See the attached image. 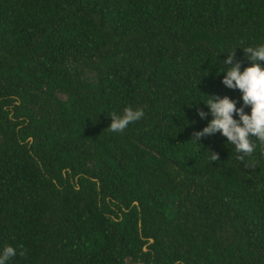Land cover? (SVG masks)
Here are the masks:
<instances>
[{
    "label": "trees",
    "instance_id": "trees-1",
    "mask_svg": "<svg viewBox=\"0 0 264 264\" xmlns=\"http://www.w3.org/2000/svg\"><path fill=\"white\" fill-rule=\"evenodd\" d=\"M262 44L264 0H0L7 264H264V145L192 140Z\"/></svg>",
    "mask_w": 264,
    "mask_h": 264
},
{
    "label": "clouds",
    "instance_id": "clouds-1",
    "mask_svg": "<svg viewBox=\"0 0 264 264\" xmlns=\"http://www.w3.org/2000/svg\"><path fill=\"white\" fill-rule=\"evenodd\" d=\"M251 66L243 72L240 71L241 64L233 65L235 52L228 55L223 61L224 79L222 83L229 89H238L242 93L243 106L236 107V101L228 97L219 98L212 96L204 104L211 113L212 119L202 131L194 133L193 139L197 143L202 137H208L220 133L227 138V142L234 145L236 152L242 155L238 159L244 161L245 156H251L257 143L264 145V44L256 47H247L243 50ZM251 108V114H245L244 108ZM201 119L206 113H198ZM239 116V120L233 116ZM144 116L142 110H133L131 107L124 109L122 115L113 112L111 114V125L107 130L113 133H122L130 123L139 121ZM255 138V141L253 140ZM200 145V144H199ZM211 153V152H210ZM211 159L216 161L218 155L211 153ZM16 250L7 246L0 255V264H7L11 258L16 256ZM24 251L20 252L23 256Z\"/></svg>",
    "mask_w": 264,
    "mask_h": 264
},
{
    "label": "rangeland",
    "instance_id": "rangeland-1",
    "mask_svg": "<svg viewBox=\"0 0 264 264\" xmlns=\"http://www.w3.org/2000/svg\"><path fill=\"white\" fill-rule=\"evenodd\" d=\"M126 263H127V264H137V263H135V262H131V261H128V260H126Z\"/></svg>",
    "mask_w": 264,
    "mask_h": 264
}]
</instances>
